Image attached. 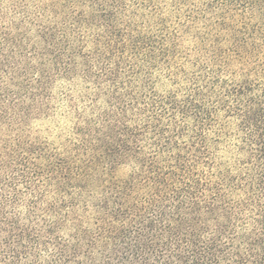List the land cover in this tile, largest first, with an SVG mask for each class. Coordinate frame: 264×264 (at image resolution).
<instances>
[{
  "label": "trees",
  "instance_id": "obj_1",
  "mask_svg": "<svg viewBox=\"0 0 264 264\" xmlns=\"http://www.w3.org/2000/svg\"><path fill=\"white\" fill-rule=\"evenodd\" d=\"M56 1L87 90L61 148L0 135L3 264H264V0Z\"/></svg>",
  "mask_w": 264,
  "mask_h": 264
},
{
  "label": "rangeland",
  "instance_id": "obj_2",
  "mask_svg": "<svg viewBox=\"0 0 264 264\" xmlns=\"http://www.w3.org/2000/svg\"><path fill=\"white\" fill-rule=\"evenodd\" d=\"M14 1L17 3L18 0ZM193 1L203 0H191ZM34 2L38 3V8L46 9V16L41 22L33 16L20 21V6L15 14L6 12L0 5V135H8L7 131H19L27 136V141L35 140L50 148H61L70 136L75 121V107L78 105L82 109L83 102L79 101V97L86 93L87 88L86 83L76 75L77 69L72 70L70 75L57 70L61 57H65V54L71 52L70 48L75 47L67 44L66 33L62 30L63 25L67 24L68 17L65 14L69 10L64 3L56 0ZM142 8H145V2ZM144 11L145 9H138L134 22L140 19V14ZM183 12L185 13L184 10ZM184 17H174L173 21L177 19L175 26L174 23L171 25L181 27L187 20ZM193 23V27L203 26L202 21ZM191 45L192 42L185 39L182 49H190ZM75 51L73 49V53ZM74 59L77 61L79 57L74 55ZM9 61L13 65L11 73L7 74ZM184 66L188 68L187 63ZM45 68L49 73L43 75ZM156 88L162 91L168 85L160 80L157 81ZM98 104L102 105L101 99ZM2 156H5L4 152H0V159H4ZM129 169L130 165H124L121 173H126ZM6 170L0 168V179L3 182L0 181V187L7 184L9 191L16 190L18 193L19 186L15 176L11 178L9 167L7 172ZM3 210L5 222L13 223V216L7 212L6 207ZM0 242L3 256L5 251H9L3 234ZM4 260L0 255L2 264Z\"/></svg>",
  "mask_w": 264,
  "mask_h": 264
}]
</instances>
